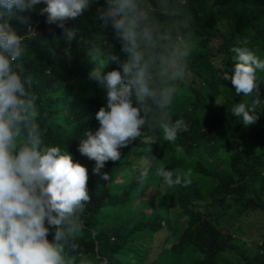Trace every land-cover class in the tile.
I'll return each instance as SVG.
<instances>
[{
	"label": "trees",
	"instance_id": "obj_1",
	"mask_svg": "<svg viewBox=\"0 0 264 264\" xmlns=\"http://www.w3.org/2000/svg\"><path fill=\"white\" fill-rule=\"evenodd\" d=\"M43 6L20 13L38 32L27 41L23 64L30 90L38 97V123L46 142L67 146L89 169L90 202L78 240L83 253L95 264H264V233L247 245L235 238V229L223 224L232 210L264 212V110L257 108L259 118L242 125L231 108L247 98L236 96L222 78L231 71L233 47H248L264 58V0H188L194 33L190 74L187 83L178 86L168 113L173 120L183 118L189 130L168 144L158 128L146 129L141 139L120 149V160L106 162L101 171L109 174L108 181L92 174L94 161L77 151L84 131L98 126L95 113L104 104V90L87 79L93 67L89 53L111 43L121 61L125 54L89 10L65 21V27L77 31L71 55L66 56L68 42L60 28L46 23L39 11ZM9 23L18 34L27 30L16 19ZM214 55L222 73L213 63ZM257 78L264 99V72ZM143 161H151L153 171L141 182L137 170ZM158 166L187 176L191 183L161 191ZM164 226L176 228L177 241L151 260L150 244Z\"/></svg>",
	"mask_w": 264,
	"mask_h": 264
},
{
	"label": "clouds",
	"instance_id": "obj_2",
	"mask_svg": "<svg viewBox=\"0 0 264 264\" xmlns=\"http://www.w3.org/2000/svg\"><path fill=\"white\" fill-rule=\"evenodd\" d=\"M187 3L0 0V264H95L78 243L90 202L89 169L74 159L67 146L44 138L38 97L30 90L23 64L27 41L38 32L20 13L43 4L40 14L62 30L69 45L63 51L70 56L77 31L65 27V21L93 10L99 28L110 32L125 54L121 61L111 43L105 50L89 53L93 67L87 79L104 90V104L95 113L98 126L84 131L77 151L94 161L92 174L108 181L109 174L101 171L106 162L120 160V149L141 139L146 129L158 128L168 144L189 130L183 118L173 120L168 113L178 86L186 84L190 74L194 33ZM11 19L27 25V30L18 34ZM231 51L235 54L232 68L222 78L230 82L236 96L247 98L234 104L231 112L248 126L259 118L257 108L264 110L257 78L258 72H264V58L248 47ZM50 52L55 56L54 49ZM110 62L119 66L109 67ZM152 171V162L143 161L138 179L143 182ZM155 175L168 187L191 183L164 166L155 167Z\"/></svg>",
	"mask_w": 264,
	"mask_h": 264
},
{
	"label": "rangeland",
	"instance_id": "obj_3",
	"mask_svg": "<svg viewBox=\"0 0 264 264\" xmlns=\"http://www.w3.org/2000/svg\"><path fill=\"white\" fill-rule=\"evenodd\" d=\"M213 63L222 73L223 68L219 61L218 55L213 56ZM203 155H207L206 152H204ZM117 180H121L120 177H118ZM173 188H180V185L168 187L164 185L163 182L161 184V191L163 192ZM172 214L177 216L178 212L173 211ZM223 224L229 229H235L234 234L238 241L247 245H253L255 239L259 238V234L264 233V212L249 211L238 213L232 210L224 217ZM176 241V228H168L167 226H164L161 231L155 234L154 239L150 244V259L153 260L157 258L162 251L170 247L171 244Z\"/></svg>",
	"mask_w": 264,
	"mask_h": 264
}]
</instances>
